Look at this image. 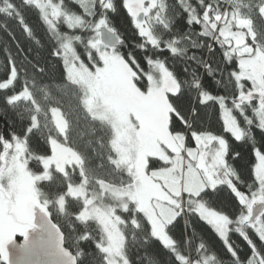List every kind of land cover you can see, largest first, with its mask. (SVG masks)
<instances>
[{"label": "trees", "instance_id": "1", "mask_svg": "<svg viewBox=\"0 0 264 264\" xmlns=\"http://www.w3.org/2000/svg\"><path fill=\"white\" fill-rule=\"evenodd\" d=\"M49 1L58 4L66 14L82 17L84 22L69 28L64 16L60 15L50 26L36 0H7V4L5 0H0V9H6L0 11V77L9 73L10 61L14 63V71L19 74L16 87L0 93V156L6 144L23 139L26 154L30 156L26 169L32 176L43 170L39 157L51 152L50 139L64 141L78 154L79 163L67 166L65 173L52 170L49 176L33 181L39 201L42 205L46 201L42 211L61 231L64 245L75 255L77 264H107L105 253L100 248L102 231L94 219L78 218L83 208L79 197L67 195L62 209L58 208L56 199L67 191L69 185H78L82 181L88 188H94L100 181L125 186L132 180L129 171L116 162L114 132L110 123L91 114L84 101L83 88L67 76L63 57L52 55L53 50L61 52L62 44L69 40L82 64L92 69L100 66L97 50L90 44L99 37V27H96L98 21L103 20L102 24L118 36L119 45L112 50L123 53L134 70V84L139 89L148 90L151 82L158 81L157 71L147 62L150 57L153 62L163 61L167 69L174 73L175 79L170 77L174 93H184L192 98L190 105L177 102L173 93H168L170 89H167L171 106L169 131L175 134L171 127L173 123L176 130L183 129V138L189 136L187 144L190 147L194 146L190 137L192 132L224 135L229 140L230 148L241 153L240 158L232 163L245 182L252 181L253 165H256L252 148L264 145V133L253 127L249 142L245 139L244 143L238 144L230 134L223 131L220 100H208L201 93L223 97L221 101L224 105L231 108L240 125L245 126L240 111L235 108L240 91L233 71L236 73L238 70L236 64L239 56L230 47L227 54L233 63L227 64L222 49L215 42V38L222 37L221 31L216 33L215 38L210 37L213 33L212 24L217 17L229 12L235 13L249 21L251 34L244 28L233 27L234 31L241 34L244 45L257 50L264 57V0H204L203 5L197 4L196 0H160V15L151 23L149 34H144L145 39L153 38L156 44L146 45L144 51L138 47L143 41L124 9V0H103L106 5L115 4V10L109 12H104L101 0H93L88 13L74 0ZM205 11L211 22L204 19ZM192 17H199L204 25V35H199V26H189L186 23ZM221 27L220 25V29ZM77 36L81 37V41H77ZM221 43L226 44L223 40ZM171 48H182L184 51L173 55ZM195 80H199L200 87L192 86ZM215 81H219V84ZM140 84L143 87H139ZM43 85L52 87L46 90ZM25 89H28V97H15L10 104L4 102L6 97ZM52 107H57L65 118L64 138L53 123L50 114ZM253 107H257V102L253 101L251 107L245 105V110L255 120L251 110ZM34 115L37 124L30 127ZM252 134L255 139L251 138ZM154 159L158 158H148V168L152 169L151 162ZM165 166L166 163L162 161L159 168ZM238 186L241 190H246L243 186ZM41 192L45 195L42 196ZM208 204L221 211H228L233 217L236 211L241 214L243 211L238 209L234 197L226 189L220 194L218 201L208 200ZM33 207H28L32 215ZM190 207L184 201L182 216L178 219L176 228L167 229L176 241L173 247L185 260L178 259L173 250L155 241L148 218L133 203L127 209H118L127 261L130 264H204L205 257L214 255L222 264H235L211 227L190 214ZM261 217L264 220V216ZM185 219L189 220L188 227L184 226ZM21 237L17 235L15 238ZM253 238L259 247L261 242ZM231 239L240 258L246 260L251 255L250 246L235 233L231 235ZM200 244L205 247L199 249ZM261 251L264 253V249ZM1 263L4 264L3 261ZM209 264L213 262L210 261Z\"/></svg>", "mask_w": 264, "mask_h": 264}, {"label": "rangeland", "instance_id": "2", "mask_svg": "<svg viewBox=\"0 0 264 264\" xmlns=\"http://www.w3.org/2000/svg\"><path fill=\"white\" fill-rule=\"evenodd\" d=\"M74 1L80 3L87 13L92 8L93 0ZM36 4L50 26L60 15L71 26L84 22L79 16L81 22L77 23L75 15L66 14L58 4L49 0H36ZM135 11L143 13L141 31L147 35L151 23L160 15L161 2L137 0ZM262 13L264 15V8ZM214 23L222 26V40L226 44L231 42V51L239 56L236 72L239 91L248 92L251 89L259 107L264 100V57L257 50L244 45L241 34L233 29L244 28L251 34L249 21L229 12L222 14ZM101 25V21H98L96 27ZM90 44L102 54L103 63L94 69L82 64L71 43L66 40L61 47L66 73L71 81L83 88L84 101L91 114L110 123L114 132L116 162L129 171L132 180L125 186L103 181L94 188H88L84 181L69 185L67 191L56 199V204L62 209L67 195L79 197L83 208L78 218L94 219L99 224L102 231L100 248L105 253L107 264H130L123 249L124 235L117 210L127 209L133 203L148 218L153 236L167 239L164 232L168 222L181 212L184 201L189 204V199H195L196 193L206 186L208 179L199 171V166L190 163L183 136L173 134L168 129L171 106L166 91L169 88L172 91L168 93L175 92L172 79L162 75V70H156L158 81L151 82L148 90H141L134 84V70L124 57L121 58L118 52L110 48L106 49L99 37ZM28 96V89H25L18 97ZM50 114L57 131L64 138L66 121L61 111L52 107ZM36 124L34 115L30 127ZM50 147L48 155L39 157L42 172L31 176L26 169L30 156L26 154L24 140L19 139L4 146L0 156V230H32L28 225H32L33 215L28 207L37 206L42 210L46 206V201L43 205L39 201L33 181L49 176L52 170L65 173L67 166L79 163L78 154L64 141L50 139ZM149 157L162 160L166 166L156 170L148 168ZM256 171L264 172V165L256 164ZM112 198L123 201V206L112 207ZM263 201L258 199L256 203ZM257 220H262L261 215L257 216ZM169 248L178 259L185 260L172 245Z\"/></svg>", "mask_w": 264, "mask_h": 264}, {"label": "snow or ice", "instance_id": "3", "mask_svg": "<svg viewBox=\"0 0 264 264\" xmlns=\"http://www.w3.org/2000/svg\"><path fill=\"white\" fill-rule=\"evenodd\" d=\"M204 0H196L197 4L203 5ZM137 0H124V9L126 10L128 16L132 20V25L136 29V33L141 37L143 41L138 47L144 51L146 50V45L155 46L156 41L153 38L145 39L144 33L141 31V22L138 17L139 12L135 11ZM101 5L104 12L114 11L115 4L106 5L101 0ZM209 7H211L209 5ZM188 10L187 8L185 9ZM192 11H195V5L192 6ZM204 19L210 21L208 12L205 11ZM219 20V17L216 18ZM76 22L80 23L81 18L77 15ZM104 21L101 20V23ZM189 26H199L200 32L199 35H204V25L202 24L199 17H192L186 21ZM71 28V25H69ZM213 33L210 38H215L216 33L220 30V25L218 23L212 24ZM110 38V37H109ZM77 41H81V37H76ZM223 37L215 38L216 45L222 49V54L224 55L225 62L227 64H232V59L227 54V49L231 47V42L227 44L221 43ZM202 46V45H201ZM70 47V45L68 46ZM115 50V46H113ZM163 51L164 49H159ZM215 50V49H213ZM173 55L178 54L177 49L171 48ZM52 55L59 58L61 52L53 50ZM121 58H123V53H119ZM130 55V54H129ZM102 54L97 52V58L99 63L102 64L103 60L101 58ZM134 59V58H133ZM147 62L152 64L155 70H162V75L172 77L175 79L174 73L167 69L163 61L153 62L149 57ZM239 67V62L236 64ZM211 74V73H210ZM233 71V75H235ZM18 73L14 71V63L10 61V71L7 75L0 77V93L8 92L11 89L16 87V82L18 78ZM216 84H219V81H215ZM193 87H200L199 80L193 81ZM139 87H143V84H140ZM20 92H15L13 95L5 98V103H11L15 97H18ZM173 98L177 102H183L186 104H191V97L187 96L184 93H173ZM204 96V93H201ZM251 97V98H249ZM206 98L208 100L217 99L223 100V97H213L210 93L207 94ZM256 99V95L249 89L248 92L240 91L239 96L236 98L237 102L235 108L240 111L241 116L245 121V126H241L239 120L233 114L231 108H227L225 105L222 107V124L224 133L230 134L235 142L244 143L245 139L249 142V134L252 132V128H257L261 133H264V100L260 102L259 107H253L251 110L255 117L253 120L252 117L247 115L245 110V105L251 107L253 101ZM193 115H195V110H193ZM173 132L176 135H184L183 129L176 130L175 124L171 125ZM185 127V125H184ZM189 136H185V147L188 148L187 155L190 158V163L193 166H199V171L204 173L207 176L208 183L206 186L201 188V190L196 193L195 199H189L188 203L191 205L190 214L197 216L200 221L206 223L210 226L215 235L220 239L222 244L225 247L227 253L233 258L235 264H264V253L261 249H264V220L252 221L249 216V210L252 205L257 202V200H264V172H257L256 165H253L252 171V181L245 182L241 173L237 170L232 161L240 158L241 153L230 148L229 140L224 135H217L213 132H192L190 137L194 142V146L190 147L187 144ZM252 139H255L252 134ZM14 139H18L14 137ZM254 160L256 164L264 165V145L255 146L252 148ZM161 160L154 159L151 162V167L153 170H156L161 165ZM243 186L246 190H241ZM228 190L232 197H234L236 204H238V209H242V214L239 211L235 212V216L229 215L228 211H221L219 208L212 207L208 204V200L216 202L220 199V194L224 190ZM190 195V194H189ZM264 216V213H261ZM182 212L174 215L173 218L168 222L167 229L173 230L176 228L177 221L181 218ZM189 220H184V226L188 227ZM28 227H32L31 224ZM168 230H165L164 239L157 236L155 241L159 242L165 248H168L169 245L174 246L176 241L172 239L169 235ZM235 233L243 241L250 246L251 255L246 259L242 260L234 246V242L231 239V235ZM17 235H21L25 239V246L28 242V228H17V229H6L0 230V260L7 262L8 254L6 246L9 242H13ZM257 238L261 244L258 247L255 239ZM199 249H203L205 246L200 244ZM255 253V254H254ZM216 261L214 255H208L204 258V264H209V262ZM198 264V262H197Z\"/></svg>", "mask_w": 264, "mask_h": 264}, {"label": "water", "instance_id": "4", "mask_svg": "<svg viewBox=\"0 0 264 264\" xmlns=\"http://www.w3.org/2000/svg\"><path fill=\"white\" fill-rule=\"evenodd\" d=\"M138 19L143 20L142 12ZM98 32L99 40L105 47L112 49L119 45L116 33L105 25L99 26ZM263 210L264 201L254 204L250 219L255 221ZM28 237L25 246L23 236L7 244V264H77L75 255L64 245L61 231L37 206L33 207L32 230L28 231Z\"/></svg>", "mask_w": 264, "mask_h": 264}, {"label": "clouds", "instance_id": "5", "mask_svg": "<svg viewBox=\"0 0 264 264\" xmlns=\"http://www.w3.org/2000/svg\"><path fill=\"white\" fill-rule=\"evenodd\" d=\"M5 4H7V0H5ZM6 9H0V11H5ZM184 51V49H177L178 54H181ZM42 87H44L46 90H50V88L52 87L51 85H43ZM41 195H45L43 192H41ZM113 199V204L112 207H122L124 202L123 201H118L115 198ZM191 264V262H190ZM214 264H222V262L219 259H216V261L214 262Z\"/></svg>", "mask_w": 264, "mask_h": 264}, {"label": "flooded vegetation", "instance_id": "6", "mask_svg": "<svg viewBox=\"0 0 264 264\" xmlns=\"http://www.w3.org/2000/svg\"><path fill=\"white\" fill-rule=\"evenodd\" d=\"M4 262V261H3ZM4 264H7V262H4Z\"/></svg>", "mask_w": 264, "mask_h": 264}]
</instances>
